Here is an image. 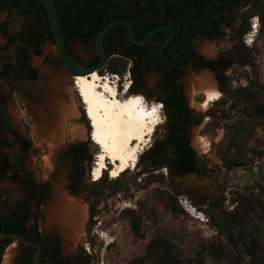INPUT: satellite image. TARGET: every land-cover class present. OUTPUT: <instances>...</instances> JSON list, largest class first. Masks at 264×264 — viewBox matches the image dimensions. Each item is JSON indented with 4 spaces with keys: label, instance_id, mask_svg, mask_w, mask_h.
I'll return each mask as SVG.
<instances>
[{
    "label": "flooded vegetation",
    "instance_id": "obj_1",
    "mask_svg": "<svg viewBox=\"0 0 264 264\" xmlns=\"http://www.w3.org/2000/svg\"><path fill=\"white\" fill-rule=\"evenodd\" d=\"M124 1L113 0V2H122L118 6L122 9L117 13V19H124L129 23L133 38L136 41L141 40L151 29H161L155 31L143 43H133L129 39L126 25L123 23L115 24L116 28L110 34H105L102 39V46L107 59L101 70L109 72L114 70L119 75V84L122 87L126 79H129L131 86L130 90L126 92L127 94H141L149 102L161 103L164 116L162 137L186 138L194 152L195 163L202 166L190 143V138L198 135L200 131L199 124L203 114L201 113L202 108L198 105L204 101L205 95L202 91L192 92V90L186 94L185 81L193 74L207 71L211 74L216 89L218 91L225 90L224 86H227L229 82L227 71L239 64L238 58L240 56H245L243 53L245 50L243 51L238 47L237 32L242 23L241 13L248 8L252 0H247L245 3L244 0H196L195 6L189 5L187 0H173V2L166 0L157 3L147 2L148 0H140L138 3ZM99 5L101 3L96 6ZM81 6L82 4L78 2H70L68 33L63 32V36L67 51L73 59H79V56L71 48L72 44H75L81 47L80 52L89 56L87 61L80 59L78 61L83 66L96 65L99 62V56L94 46V39H85L84 37L88 34V25L82 14L81 29H75L76 16ZM42 20L43 23L47 22L44 16ZM49 32V27L45 23L44 33L38 35L29 44L21 42L18 35L16 37L7 32L2 33L7 45H12V50L9 52V57L0 62V79L3 80L0 83V103L5 120L4 129L0 132V158L3 159L0 165L5 169L4 175L11 182L17 183L19 187H22L21 184L25 182L27 176L31 183L36 185L30 191L33 193L31 201L35 203V208H37L36 201L45 192L43 186L47 182L35 180L32 172L24 166V157L28 149L25 144L31 138L23 135L12 124L11 116L7 110V102L11 92L22 94L31 99L29 92L24 88L33 86L39 76L37 67L30 63V56L39 53L38 48L44 37L48 39L51 46H54L53 39L49 37ZM168 37L169 39L160 51L161 44ZM226 42L228 45L223 46L222 44ZM204 43L209 44L210 55L203 53L200 49ZM2 48L9 51L8 46ZM71 63L73 62L71 61ZM40 64L45 65L51 72L57 64H60L64 73L68 75L57 51L50 65L46 64L44 58L41 59ZM219 76H222V81ZM4 86H7V90H4ZM122 90L124 89L122 88ZM65 101L68 104L69 102L72 103L73 110L76 112L75 116L67 117L64 134L68 135L71 122L74 119L80 121L83 127H85V121L83 105H81L79 97L69 99L67 94ZM207 114L210 115V111ZM178 126V130H176L174 127ZM197 127L198 130L195 133ZM70 143L68 140L65 141L64 145L57 150L56 155H61ZM15 145L17 149H15ZM173 154L174 148L170 146L168 155L173 156ZM167 166V164L164 165L167 175L176 177L170 174ZM155 169L159 168L155 167ZM212 172L208 171L206 175L187 173L183 176L195 174L208 177ZM237 172H246V174L243 177L229 175ZM249 172L250 174H247ZM219 178L221 180L220 191L228 193L232 189L249 188L263 182L264 173L262 170H256V168L223 169ZM68 186L67 180L64 189L68 190L70 195L74 194ZM181 191L186 193L184 190ZM48 192L49 187L47 195L48 198H51V193ZM18 198L17 201L22 203L25 200V193L21 191ZM34 224L26 222L24 231L27 236H20L31 244L16 240L17 245L11 254L10 264H85L86 256H74L75 258H73L72 253L63 254L59 232L45 231L38 225L35 227ZM10 239V243L5 248L15 240Z\"/></svg>",
    "mask_w": 264,
    "mask_h": 264
},
{
    "label": "water",
    "instance_id": "obj_2",
    "mask_svg": "<svg viewBox=\"0 0 264 264\" xmlns=\"http://www.w3.org/2000/svg\"><path fill=\"white\" fill-rule=\"evenodd\" d=\"M37 1H39L45 9L46 19L54 46H51L48 39L44 37L38 48L39 53L31 54L30 56V63L37 67L39 76L33 86H26L24 88V90L29 92L31 99H28L22 94L11 92L7 102V110L11 116L12 124L23 135L31 138V144L24 157V166L32 172L35 180L47 182L49 187L48 193H51V198L46 199L38 208H35L34 202L30 201L28 203L29 213L31 215L35 214L36 216V219L30 217L28 223H36L45 231L59 232L63 254L72 253L73 258H75L74 256L83 255L87 257L89 264H95L93 254L88 248L86 239L89 173L88 179H85L81 188L76 193L70 195L68 190L64 189L67 183V163L59 161L60 156L56 155L59 147L64 145V142L67 140L69 142H89L87 155L91 156L98 147L89 140L90 133L88 123H85V127H83L80 121L74 119L71 122L69 134H64L67 125V117L75 116L76 114L73 110L72 103L69 102L68 104L65 101L67 94L69 99H71V97L75 98L71 86V76L89 74L94 71L98 72L104 67L107 56L102 46V39L106 32L115 24L123 23L126 25L129 39L133 43H143L149 39L155 31L161 28L151 29L141 40L136 41L133 38L132 28L126 20H110L101 27L94 39V46L99 56L98 64L83 66L78 60L87 61L89 56L80 52L81 47L75 44H72L71 48L72 51L79 56V59H73L69 55L53 0ZM24 19L25 17L19 9L7 8L0 11V62L5 61L9 57V52L12 50V45H7L2 33L7 32L17 37L20 30L25 27ZM3 22L5 23L4 28L1 27ZM168 39L169 37L161 44L160 51ZM3 46H8L9 51L4 50L2 48ZM200 49L207 55L211 54L208 43H204ZM56 51L68 75L64 73V69L60 64H57L52 72L45 65L43 66L40 64L41 59L44 58L46 64L50 65ZM71 61L73 63H71ZM238 62L239 65L246 68L252 78L256 80L255 65L252 59L248 56H240ZM226 74L228 76L229 71H227ZM2 82L3 80L0 79V83ZM185 82L186 94H189L190 90H192V92L202 91L205 95L204 101L198 105L202 108L201 113L203 114L199 124L201 128L205 120L210 116L207 114L208 111H211L212 107L216 105L221 91L216 89L213 78L207 71H200L197 74H193L192 77L188 80L186 79ZM4 90H7V86H4ZM126 92H128V88L123 93V97L129 95ZM208 102H210L209 105H207ZM85 120L84 117V121ZM197 130L198 127L195 129V133ZM162 136L163 127L156 139ZM190 143L200 163V157L208 150L209 142L200 136L194 135L190 138ZM15 149H17L16 145ZM105 161L107 162V159ZM251 168L262 170L264 173V161L249 167V169ZM144 170H155V167H151L146 158L142 157L138 164L126 175L136 178ZM222 171L211 173L208 177L188 174L181 178L169 177L166 173V182L160 187H167L176 195H179L177 194L178 191L184 190L188 200L197 201V204H207V213L219 214L221 212L220 208L223 200L227 196V193H222L220 191L221 180L219 177ZM245 174L246 172H237L229 175L243 177ZM247 174H250V172ZM253 186L249 188H240V190L250 189ZM20 192V187L17 183L11 182L6 175L0 176L1 216L13 209V205L19 199ZM7 237L25 244H31L18 234L0 233V240ZM16 245L17 241L15 245L7 250L4 257L8 259V262L5 264H10V257Z\"/></svg>",
    "mask_w": 264,
    "mask_h": 264
},
{
    "label": "trees",
    "instance_id": "obj_3",
    "mask_svg": "<svg viewBox=\"0 0 264 264\" xmlns=\"http://www.w3.org/2000/svg\"><path fill=\"white\" fill-rule=\"evenodd\" d=\"M140 0H132L124 2L138 3ZM166 0H148L147 2H164ZM173 2V0H169ZM191 6L196 5V0H187ZM247 0H244L245 3ZM62 33L67 32L69 28L68 13L70 2H78L82 4L75 20V29H81L82 16L88 25V34L85 39H95L97 33L108 21L117 19V13L122 8H118L122 2H113V0H53ZM101 3V5H98ZM120 3V4H119ZM117 6V7H116ZM7 7L19 9L25 17V27L18 35V39L29 44L38 35L44 33V25L42 17L46 18V12L43 5L37 0H0V11ZM82 14V16H81ZM264 14V0H252L248 8L241 13L242 23L237 32L239 48L241 50L248 49L242 42V36L250 29L249 19L252 16L262 18ZM47 21V20H46ZM5 23L1 24L4 28ZM116 26L108 30L110 34ZM77 35V34H76ZM81 36V35H77ZM49 37L52 35L49 32ZM23 50V47H22ZM112 64V62H111ZM99 70L97 73H101ZM115 73L114 70L110 71ZM222 81V76H219ZM128 87V91L130 90ZM253 86V87H252ZM229 102L231 107H240L241 115L245 120L253 125H259L264 129V84L244 85L242 88L228 90L225 98L220 100L221 106L227 104L229 110ZM222 110V115H225ZM88 123V120H85ZM5 120L2 114V105L0 103V132L4 129ZM89 125V124H88ZM178 130V127H174ZM225 147L220 150L221 165L223 169H237L240 167L251 166L254 160L260 161L264 159V144L259 148H251L250 155L247 156L243 142L247 139L244 135L245 126L239 122L236 124L225 125ZM89 142H71L63 151L59 161L66 162L67 180L69 189L72 193H76L84 184L85 179H88V173L91 168V155H87ZM30 140L27 141L25 147H29ZM170 146L174 148L173 156L168 155ZM146 158L150 166L164 168L167 164L170 174L176 177H181L187 173H196L206 175L208 171H213L212 168L198 166L194 160V152L188 144V140L183 137H161L156 139L150 147H148L140 155L136 161ZM3 159L0 158V164ZM108 164V163H107ZM86 165V166H85ZM86 167V168H85ZM109 168L110 166L107 165ZM5 169L0 165V176L4 175ZM107 169H103L97 180L88 183V194L92 199L89 206V225L93 224L92 218L96 214V206L100 199L105 195V190L108 186H113L120 181L122 172L114 179L108 178ZM144 170L142 173H147ZM15 178V177H13ZM20 190L25 193V200L20 203L17 201L12 210L6 215L0 217V233H15L26 237L24 227L30 217L36 219L35 214H30L28 211V203L33 197L30 193L36 185L31 183L27 176L25 182L21 184ZM45 192L36 201L37 208L48 198L47 190L48 183L44 184ZM264 186L261 183L256 184L246 192H235L231 198L234 206L227 211L219 214L207 213L208 216L215 220L216 231L223 240L216 239L207 242L202 246L195 256L183 257L181 251L176 245L162 236L152 237L145 246L144 253L132 259L130 264H207L209 260L213 264H264V238L260 233L258 223L264 222ZM177 194H185L183 191H178ZM163 199L166 205L172 211L176 210L177 201L175 196L164 194ZM196 205V202H193ZM129 212L131 227L135 234L141 235L139 231V219L136 217L133 210ZM36 227L37 224L35 223ZM10 238L0 240V264L1 257L5 246L10 243ZM85 264H89L86 257Z\"/></svg>",
    "mask_w": 264,
    "mask_h": 264
},
{
    "label": "rangeland",
    "instance_id": "obj_4",
    "mask_svg": "<svg viewBox=\"0 0 264 264\" xmlns=\"http://www.w3.org/2000/svg\"><path fill=\"white\" fill-rule=\"evenodd\" d=\"M252 21L257 22V27L256 31L249 29L246 32L252 38L250 45H246L243 40L242 42L248 48L243 52L244 55L250 57L254 62L257 78L254 80L248 70L241 65H234L229 70L228 85L224 86L225 90L221 91L216 105L212 107L210 116L205 120L197 135L209 142V148L201 155L200 163L206 168H212V173L223 170L220 150L224 149L226 143V124L231 125L241 122L245 126L244 135L247 139L243 142V147L247 156L250 155L251 148H259L264 144V129L259 125L252 126L249 121L245 120L241 115V106L231 107L229 102V110H227L228 103L224 106L220 104V100L226 97L228 90L242 88L246 84H264V14L262 18L257 15L252 16L249 19V25ZM222 45L226 46L228 43L226 42ZM98 74L102 77H107L114 85L116 84L115 86L119 93H121L122 88H126L124 87L125 85H130V80L126 79L122 87L119 84V75L116 73L103 70ZM111 74H115L116 77ZM71 86L75 97L78 96L73 86L72 76ZM139 95L142 96L141 94ZM80 103L83 105L82 102ZM145 103L148 106H153L157 102H147L145 100ZM157 104L159 106L158 118L160 124L149 133L146 140L140 145L142 147L141 153L154 142L164 122L161 105H159L160 103ZM222 110H226L224 112L225 115H222ZM84 117L87 121L85 114ZM97 152L98 148L92 153L91 167L95 161ZM263 161L264 159L260 161L254 160L253 165ZM134 166L135 164L122 172V175L119 177L120 181L116 186L111 184L105 190V195L96 206V214L92 218L93 224L91 226L89 225V206L92 199L89 197L87 191L86 239L88 248L93 254L95 264H130L134 257L144 253L146 244L154 236H162L169 240L178 247L183 257L186 258L195 256L202 246L211 240H223L216 231L214 218L207 215V204H197V201L188 200L185 194L176 195L169 188L160 187L166 182L165 168L140 173L136 178L127 176L126 174ZM251 166L248 165L247 167L233 170L249 168ZM107 175L108 178L114 179L110 177L108 171ZM89 177V182L93 181L90 171ZM261 184L264 186V181ZM247 190H240V188L229 190L221 205V212L230 210L234 206L231 198L235 192L242 193ZM164 194L175 196L177 201L175 211H172L166 205L163 199ZM261 194L264 197V192ZM193 202H196V205ZM126 210H133L135 212L136 217L139 219V231L141 235L134 233L130 224V214ZM258 225L260 233L263 234L264 238V222H260ZM15 244L16 240L4 249L1 264L8 262V259L4 256L7 250ZM207 264L213 263L208 260Z\"/></svg>",
    "mask_w": 264,
    "mask_h": 264
},
{
    "label": "bare ground",
    "instance_id": "obj_5",
    "mask_svg": "<svg viewBox=\"0 0 264 264\" xmlns=\"http://www.w3.org/2000/svg\"><path fill=\"white\" fill-rule=\"evenodd\" d=\"M73 86L88 120L89 140L98 146L90 176L97 180L102 170L107 169L110 177L115 178L136 163L142 149L140 145L160 120L153 110L147 112L151 107L142 96L123 97L127 87L119 93L107 77L95 71L75 75ZM157 108L159 112V106Z\"/></svg>",
    "mask_w": 264,
    "mask_h": 264
},
{
    "label": "built area",
    "instance_id": "obj_6",
    "mask_svg": "<svg viewBox=\"0 0 264 264\" xmlns=\"http://www.w3.org/2000/svg\"><path fill=\"white\" fill-rule=\"evenodd\" d=\"M250 29H251V31H256V27H257V22L256 21H252V23L250 24ZM252 38H251V36H249L248 35V33H245L244 35H243V38H242V40L244 41V43L246 44V45H250V40H251ZM112 76H115L116 77V75L115 74H111ZM116 85V84H115ZM127 85H125L124 87H126ZM159 105H161V103L159 104Z\"/></svg>",
    "mask_w": 264,
    "mask_h": 264
}]
</instances>
